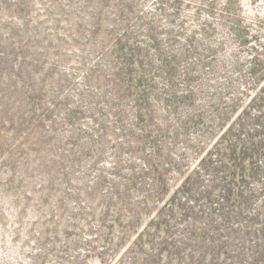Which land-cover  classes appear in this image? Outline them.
Segmentation results:
<instances>
[{"label": "rangeland", "instance_id": "rangeland-1", "mask_svg": "<svg viewBox=\"0 0 264 264\" xmlns=\"http://www.w3.org/2000/svg\"><path fill=\"white\" fill-rule=\"evenodd\" d=\"M195 1L0 0V264H260L246 250L235 255L224 247L229 259L218 250L217 231L226 236L234 209L208 210L206 180L172 195L199 158V129H178L167 116L169 128L156 134L153 154L128 95L112 101L110 61L102 55L115 36L164 41L169 30L193 24ZM237 2L264 7L263 0ZM154 87L150 108L161 124L164 104L153 97L163 82L156 79ZM156 162L165 185L144 199L156 182L146 167ZM187 195L195 201L184 202ZM170 198L158 230L126 252ZM187 234L185 246L177 244ZM228 236L234 237L228 248L250 247Z\"/></svg>", "mask_w": 264, "mask_h": 264}, {"label": "trees", "instance_id": "trees-1", "mask_svg": "<svg viewBox=\"0 0 264 264\" xmlns=\"http://www.w3.org/2000/svg\"><path fill=\"white\" fill-rule=\"evenodd\" d=\"M194 5L190 12L193 24L169 30L164 41L150 34L144 37L145 42H136L135 36L125 32L115 36L108 53L102 55L110 61L107 77L115 88L112 101L128 95L134 122L146 124L145 133L150 134L146 141L154 146L153 154L158 151L156 134L161 136L163 127L169 128L167 116L175 117L178 129H199L194 141L199 158L172 195L188 194L192 180H206L201 193L208 210L227 215L226 211L234 209L227 218L226 236L217 231L218 250L228 259L224 247L235 255L246 250L250 260L264 264V7L248 10L237 0H198ZM156 79L164 86L159 97H153L164 104L165 115L158 120L161 124L154 123L157 120L150 108L149 96ZM121 112L117 110L118 117ZM178 129L172 133L177 135ZM209 136L203 147V140ZM159 163L143 164L156 175L144 199L165 185L159 177V169L164 167ZM255 197L259 202L247 215ZM187 199L188 195L182 196L184 202L195 201ZM172 204L171 198L163 203L126 252L138 250L142 238L158 230L161 211ZM230 232L239 235L240 246L250 247L228 248L234 239L228 236ZM190 235L177 244L185 246L183 241L190 240ZM215 259L209 256V260Z\"/></svg>", "mask_w": 264, "mask_h": 264}]
</instances>
